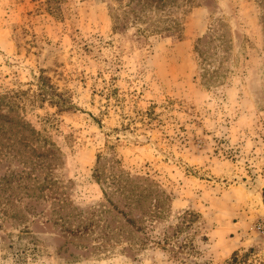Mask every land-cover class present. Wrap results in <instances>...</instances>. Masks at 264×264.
<instances>
[{
	"label": "rangeland",
	"instance_id": "374dc122",
	"mask_svg": "<svg viewBox=\"0 0 264 264\" xmlns=\"http://www.w3.org/2000/svg\"><path fill=\"white\" fill-rule=\"evenodd\" d=\"M261 193L264 0H0V264H264Z\"/></svg>",
	"mask_w": 264,
	"mask_h": 264
},
{
	"label": "trees",
	"instance_id": "16d2710c",
	"mask_svg": "<svg viewBox=\"0 0 264 264\" xmlns=\"http://www.w3.org/2000/svg\"><path fill=\"white\" fill-rule=\"evenodd\" d=\"M139 1H144V0H139ZM154 1L155 0H153V2ZM130 14H132L134 17H140L139 15L135 14V11H126L122 8H112V15H113V20H114V31L115 30H121V28H122L121 26L124 27V25H123L124 22H127L129 25V23L131 22V18H128V16ZM131 23L135 24L137 22H136V20H134ZM235 256H237L236 253H234V257Z\"/></svg>",
	"mask_w": 264,
	"mask_h": 264
},
{
	"label": "built area",
	"instance_id": "2783aa9c",
	"mask_svg": "<svg viewBox=\"0 0 264 264\" xmlns=\"http://www.w3.org/2000/svg\"><path fill=\"white\" fill-rule=\"evenodd\" d=\"M256 229L259 233L264 235V219L260 220L257 224H256Z\"/></svg>",
	"mask_w": 264,
	"mask_h": 264
},
{
	"label": "crops",
	"instance_id": "0c3cea01",
	"mask_svg": "<svg viewBox=\"0 0 264 264\" xmlns=\"http://www.w3.org/2000/svg\"><path fill=\"white\" fill-rule=\"evenodd\" d=\"M263 191V190H262ZM260 202L264 205V195H263V193H261V195H260ZM240 244H242V243H240ZM239 248V247H238ZM238 248H236V249H238Z\"/></svg>",
	"mask_w": 264,
	"mask_h": 264
}]
</instances>
